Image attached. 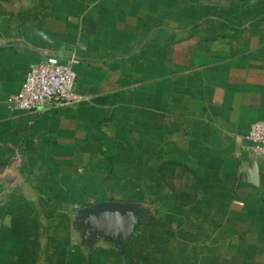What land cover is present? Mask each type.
<instances>
[{
  "label": "crops",
  "instance_id": "0c3cea01",
  "mask_svg": "<svg viewBox=\"0 0 264 264\" xmlns=\"http://www.w3.org/2000/svg\"><path fill=\"white\" fill-rule=\"evenodd\" d=\"M52 55L78 58L83 101L11 110ZM258 121L264 0H44L0 30V188L19 176L33 203L79 206L82 240L118 264L159 240L163 264H264V159L244 142ZM100 202L137 214L125 240L85 226Z\"/></svg>",
  "mask_w": 264,
  "mask_h": 264
},
{
  "label": "rangeland",
  "instance_id": "374dc122",
  "mask_svg": "<svg viewBox=\"0 0 264 264\" xmlns=\"http://www.w3.org/2000/svg\"><path fill=\"white\" fill-rule=\"evenodd\" d=\"M44 0H0V30L18 18L33 14ZM18 175V174H17ZM14 183L3 182L0 190V264H79L95 251L98 263L121 262L111 242L100 241L89 248L81 238L79 206L60 207L44 200L33 203ZM0 183L1 173H0ZM15 187V188H14ZM160 210L157 215L160 216ZM83 230V231H82ZM92 235L90 236V239ZM93 242V241H92ZM107 251L105 257L100 252ZM161 241L136 249L133 264H163ZM126 259V258H125ZM124 259V260H125ZM123 260V262H125ZM124 264V263H123Z\"/></svg>",
  "mask_w": 264,
  "mask_h": 264
},
{
  "label": "built area",
  "instance_id": "2783aa9c",
  "mask_svg": "<svg viewBox=\"0 0 264 264\" xmlns=\"http://www.w3.org/2000/svg\"><path fill=\"white\" fill-rule=\"evenodd\" d=\"M76 57L63 64L58 56H48L29 66L22 91L9 98L8 106L17 112H38L49 105L60 108L80 104L83 97L78 93ZM246 150L256 158L264 159V121L252 125L245 136Z\"/></svg>",
  "mask_w": 264,
  "mask_h": 264
},
{
  "label": "water",
  "instance_id": "95a60500",
  "mask_svg": "<svg viewBox=\"0 0 264 264\" xmlns=\"http://www.w3.org/2000/svg\"><path fill=\"white\" fill-rule=\"evenodd\" d=\"M82 214L85 226L95 234L101 231L107 236L115 230H120L123 240L134 231L139 223L132 207L119 202H100Z\"/></svg>",
  "mask_w": 264,
  "mask_h": 264
},
{
  "label": "trees",
  "instance_id": "16d2710c",
  "mask_svg": "<svg viewBox=\"0 0 264 264\" xmlns=\"http://www.w3.org/2000/svg\"><path fill=\"white\" fill-rule=\"evenodd\" d=\"M131 252L129 251V255H128V258H127V261L130 262V259H131Z\"/></svg>",
  "mask_w": 264,
  "mask_h": 264
}]
</instances>
